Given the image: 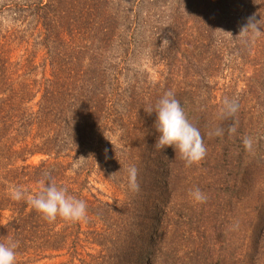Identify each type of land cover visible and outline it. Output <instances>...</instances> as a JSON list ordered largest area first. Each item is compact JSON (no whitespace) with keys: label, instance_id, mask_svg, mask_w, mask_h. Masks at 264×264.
<instances>
[{"label":"rangeland","instance_id":"rangeland-1","mask_svg":"<svg viewBox=\"0 0 264 264\" xmlns=\"http://www.w3.org/2000/svg\"><path fill=\"white\" fill-rule=\"evenodd\" d=\"M249 17L258 33L241 30ZM0 34L21 80L73 63L115 99L90 198L125 200L118 179L147 168L140 144L151 151L156 191L171 199L153 210L166 229L145 264H264V0H0ZM169 91L203 137L206 155L192 165L156 144L148 110ZM226 100L237 105L231 115ZM197 189L205 202L192 197ZM7 217L0 212V224Z\"/></svg>","mask_w":264,"mask_h":264},{"label":"trees","instance_id":"trees-1","mask_svg":"<svg viewBox=\"0 0 264 264\" xmlns=\"http://www.w3.org/2000/svg\"><path fill=\"white\" fill-rule=\"evenodd\" d=\"M4 39L0 34V212L8 217L0 224V243L17 244L15 264L63 257L56 264H145L166 229L153 210L158 200L165 201L161 196L171 199L167 192L156 191L151 151L139 145L147 168L140 172L136 165L138 191L128 187L127 173L118 179L124 178L125 200L109 205L90 198L85 193L88 177L105 149L102 136L112 122L115 99L106 93L104 81L88 75L90 67L84 71L87 80H80L73 63L67 72L52 63L50 78L39 82L21 80ZM125 117L116 116L120 121ZM36 156L41 157L38 163H31ZM45 174L86 203L84 220L57 216L49 222L28 203L40 191ZM13 187L21 188L25 197L14 200Z\"/></svg>","mask_w":264,"mask_h":264},{"label":"clouds","instance_id":"clouds-1","mask_svg":"<svg viewBox=\"0 0 264 264\" xmlns=\"http://www.w3.org/2000/svg\"><path fill=\"white\" fill-rule=\"evenodd\" d=\"M252 30L259 32L255 17H249L248 22L241 30ZM224 110L231 115L237 110V105L232 102H224ZM149 114L155 113L156 131L158 138L156 144L161 148L172 147L174 152L179 151L182 159L188 165L202 160L206 155V147L200 131L194 127L186 118L184 111L171 91L164 94L154 109H149ZM219 134V133H216ZM245 148L251 149L250 139L243 141ZM128 172V187L138 191L137 169L131 166ZM40 191L28 199V203L49 222L54 221L57 216L66 221L77 222L84 220L87 215V206L83 200L69 195L67 189L58 187L54 181L45 174V180L41 181ZM14 200H21L25 192L19 187H13L11 192ZM195 201L203 203L206 196L199 189L191 193ZM17 244L9 240L7 243H0V264H15V249Z\"/></svg>","mask_w":264,"mask_h":264}]
</instances>
